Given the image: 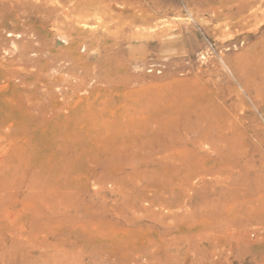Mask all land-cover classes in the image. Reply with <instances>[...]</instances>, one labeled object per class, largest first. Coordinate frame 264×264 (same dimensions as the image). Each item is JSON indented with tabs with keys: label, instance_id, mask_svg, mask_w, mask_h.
I'll list each match as a JSON object with an SVG mask.
<instances>
[{
	"label": "rangeland",
	"instance_id": "obj_1",
	"mask_svg": "<svg viewBox=\"0 0 264 264\" xmlns=\"http://www.w3.org/2000/svg\"><path fill=\"white\" fill-rule=\"evenodd\" d=\"M0 264H264V0H0Z\"/></svg>",
	"mask_w": 264,
	"mask_h": 264
}]
</instances>
